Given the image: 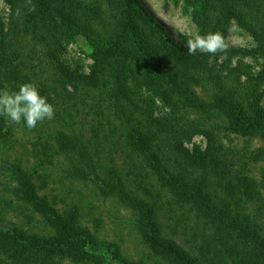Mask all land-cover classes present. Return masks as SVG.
<instances>
[{
  "label": "trees",
  "instance_id": "16d2710c",
  "mask_svg": "<svg viewBox=\"0 0 264 264\" xmlns=\"http://www.w3.org/2000/svg\"><path fill=\"white\" fill-rule=\"evenodd\" d=\"M26 1L8 0L11 21L15 27L26 25L37 41L45 43V54L64 86L78 89L86 84L98 85L110 67L105 86L112 87L113 112L125 131L128 147L150 169L154 182L140 186L114 164H102L81 136L60 133L56 153L71 155L67 168L70 175L95 182L102 196L116 198L130 208L142 241L168 264H221L216 259L220 256L218 250L229 255L225 264H264V224L249 210V203L262 196L264 174L259 184L242 174L227 178L224 162L214 145L216 133L212 129L180 126L183 110H202L217 113L234 133L264 138V108L260 104L264 96V3L261 0H183L191 8L198 34L218 32L225 42L232 22L236 21L255 41L251 48L226 49L215 55L200 52L190 55L187 39L176 38L143 0H104L108 2L113 25L112 29L100 32L95 26L87 25L102 20L103 0H29V6L25 5ZM27 9V16L20 22ZM79 36H84L91 48L94 62L89 75L70 69L59 56L64 41ZM226 54L227 59L235 55L263 59L261 71L251 78L248 87L243 89L230 83L229 78L239 79L241 65L230 67L224 63L218 69L216 62H210L211 57L217 60ZM18 75L10 34L0 18V89L8 84L16 86ZM206 83L211 85L209 99L194 90V86ZM143 88L169 106L167 116L153 115V98L148 99L147 110L139 113L141 107L135 95ZM3 121L1 126L8 122ZM198 133L208 138V147H186L185 142ZM167 135L172 140L170 151L164 141ZM4 167L6 177L14 182L12 194L38 214L49 231L18 236L3 226L0 208V264H64L65 261L149 264L126 255L119 242L102 238L100 219L95 218V226H89L83 221L76 202L60 209L48 195H41L34 181L35 174L20 158L5 163ZM163 192L189 206L214 230V239L205 247L198 243V251L193 252L168 237L162 221L165 217Z\"/></svg>",
  "mask_w": 264,
  "mask_h": 264
},
{
  "label": "rangeland",
  "instance_id": "374dc122",
  "mask_svg": "<svg viewBox=\"0 0 264 264\" xmlns=\"http://www.w3.org/2000/svg\"><path fill=\"white\" fill-rule=\"evenodd\" d=\"M151 11L160 18L176 38L192 39L198 34L196 24L191 17V8L183 0H143ZM264 3V0H261ZM102 20L88 22L87 26H95L98 30L112 29V16L108 2L102 1ZM29 6V0L25 3ZM28 9L21 15V20L28 14ZM11 5L8 0H0V18L5 24V31L10 34L11 50L14 52L15 65L19 71L16 86L8 84L9 88H17L23 82H35L42 95L49 96V102L55 106V116L45 120L36 128L29 130L21 124L0 125V208L3 213V226L16 232L18 236L27 233H48L40 220V216L32 209L18 201L12 194L14 182L6 177L5 163L20 158L34 175V181L41 195H48L51 201L60 209L76 202L83 214V221L94 227V219H100V235L104 239L117 241L123 252L136 260L149 264H168L154 255L151 249L142 241L134 224V214L130 208L120 204L116 198L102 196L98 184L70 175L67 171L71 155L56 153L60 133L81 136L88 147L96 153L97 159L104 165L114 164L117 168L129 173L130 179L144 187L151 180L150 169L142 159L127 145L125 131L113 112L112 87L105 86L109 78L110 67L105 71L98 85H83L78 89L72 85L64 86L60 76L45 54V43L37 41L28 31L26 25L15 27L11 21ZM89 18L92 17L90 12ZM94 27V28H95ZM9 39V38H8ZM227 50L251 48L255 41L251 34L236 21L232 22L225 41ZM60 59L72 70L89 75L93 65L91 48L84 36L72 41H64L59 52ZM220 55L215 60L220 69L224 63L230 67L241 65L242 72L238 78H229L230 83L246 88L251 78L257 75L263 65V59L257 56ZM253 86V84H252ZM132 90L134 85L131 83ZM238 87V88H239ZM209 83L194 86V90L203 98L209 99ZM264 86H262V89ZM135 95V94H134ZM139 113L147 110L148 99H154L152 112L161 118L170 113V108L159 97H154L146 88L139 91ZM137 99V98H136ZM264 108V96L260 101ZM183 119L180 126L212 129L216 133L215 146L218 155L224 162L227 178L242 174L261 183L264 174V138L259 136H244L228 130L226 121L215 112L187 109L182 111ZM1 117V116H0ZM3 117V116H2ZM1 117V118H2ZM4 123L6 119L3 117ZM0 119V121H2ZM9 126V127H8ZM167 150L171 148V135H167ZM195 145L206 149L208 138L203 133L196 134L185 146L193 149ZM88 148V149H89ZM84 163V160L80 159ZM144 190V189H142ZM156 191V189H154ZM220 191V189H219ZM261 195L249 203V210L255 213L259 222L264 224V190ZM165 204L163 228L168 237L193 252L198 251V243L204 247L214 239L215 232L205 221L187 205L171 199L169 194L162 193ZM262 214V215H261ZM263 216V217H260ZM176 220V221H175ZM196 246L197 249L193 248ZM216 259L225 264L229 255L223 250ZM64 264H72L65 261Z\"/></svg>",
  "mask_w": 264,
  "mask_h": 264
},
{
  "label": "clouds",
  "instance_id": "9594fccd",
  "mask_svg": "<svg viewBox=\"0 0 264 264\" xmlns=\"http://www.w3.org/2000/svg\"><path fill=\"white\" fill-rule=\"evenodd\" d=\"M34 10V9H32ZM190 55L197 52L212 54L226 51V44L218 32L196 34L186 42ZM0 116L10 124L26 125L29 130L37 127L45 120L55 116V106L47 96L42 95L38 85L33 81L23 82L17 88L4 87L0 89Z\"/></svg>",
  "mask_w": 264,
  "mask_h": 264
}]
</instances>
